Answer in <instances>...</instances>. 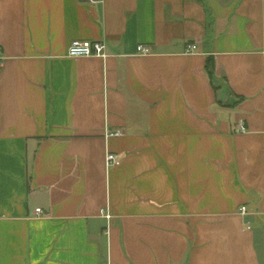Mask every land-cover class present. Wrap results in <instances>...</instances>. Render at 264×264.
<instances>
[{"label": "crops", "instance_id": "crops-1", "mask_svg": "<svg viewBox=\"0 0 264 264\" xmlns=\"http://www.w3.org/2000/svg\"><path fill=\"white\" fill-rule=\"evenodd\" d=\"M0 45V264H264V0H0Z\"/></svg>", "mask_w": 264, "mask_h": 264}, {"label": "built area", "instance_id": "built-area-1", "mask_svg": "<svg viewBox=\"0 0 264 264\" xmlns=\"http://www.w3.org/2000/svg\"><path fill=\"white\" fill-rule=\"evenodd\" d=\"M196 50L195 44H188L186 47L187 52H193ZM136 52L138 54L146 55L150 53V48L146 44H138L136 46ZM67 56L71 58H85V57H98L101 59H106L108 54L106 52V45L103 41H92L86 39H73L67 48ZM3 59V49L0 45V65ZM246 127L243 123L239 124L238 131L246 132ZM117 134V133H115ZM106 166L111 167L114 165H118L120 160L115 153L108 152L106 154ZM36 214H42L43 211L41 209L35 210ZM240 214H246V207L241 206L239 208ZM100 214L107 220L110 219L109 213L105 209H100Z\"/></svg>", "mask_w": 264, "mask_h": 264}, {"label": "trees", "instance_id": "trees-1", "mask_svg": "<svg viewBox=\"0 0 264 264\" xmlns=\"http://www.w3.org/2000/svg\"><path fill=\"white\" fill-rule=\"evenodd\" d=\"M212 68H213L212 64L211 63L208 64V72H209L210 76L213 75V69Z\"/></svg>", "mask_w": 264, "mask_h": 264}]
</instances>
